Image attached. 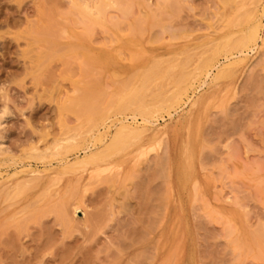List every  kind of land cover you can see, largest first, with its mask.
Instances as JSON below:
<instances>
[{"label": "rangeland", "instance_id": "374dc122", "mask_svg": "<svg viewBox=\"0 0 264 264\" xmlns=\"http://www.w3.org/2000/svg\"><path fill=\"white\" fill-rule=\"evenodd\" d=\"M117 1L0 0V264H264V0Z\"/></svg>", "mask_w": 264, "mask_h": 264}, {"label": "bare ground", "instance_id": "6f19581e", "mask_svg": "<svg viewBox=\"0 0 264 264\" xmlns=\"http://www.w3.org/2000/svg\"><path fill=\"white\" fill-rule=\"evenodd\" d=\"M116 1V2H115ZM159 2H160V0H158ZM165 1H167V0H165ZM170 1V0H169ZM227 1V0H226ZM118 1L117 0H100V2H98L97 3V5H96V13L92 10V8L90 7V5L89 4H74V6H72L73 8H74V13H78L79 15H81L82 17H83V19H84V23H85V21L86 22H88L89 24H88V26H90L91 24H94V23H98L99 24V22H100V25H102L103 23L101 22L102 20H103V18L105 17V12L107 11L106 9H107V7L108 6H110V5H114L115 3H117ZM173 2V1H172ZM225 2V1H224ZM171 3V2H170ZM169 3V5H171ZM173 3H175V1L173 2ZM264 3V2H263ZM160 4H163V3H161L160 2ZM226 4V3H225ZM131 5V4H130ZM115 6V5H114ZM113 6V7H114ZM117 6H118V4H117ZM164 6V5H163ZM116 7V6H115ZM159 7L160 6H158V9H159ZM171 8H172V6H170ZM244 7V6H243ZM264 7V6H263ZM127 8V7H126ZM128 8H130L129 6H128ZM123 9V8H122ZM121 9V10H122ZM125 9V8H124ZM123 9V10H124ZM148 9V8H147ZM157 9V10H158ZM160 9H161V7H160ZM120 10V9H119ZM156 10V9H155ZM156 10V11H157ZM125 11L126 12H128L126 9H125ZM149 11V10H148ZM161 12L163 11V10H160ZM167 11V10H166ZM158 12V11H157ZM263 13H261L260 15L262 16V17H264V11H262ZM259 13V12H258ZM68 14V13H67ZM127 14V13H126ZM153 14V13H152ZM70 15V14H69ZM155 15V14H154ZM258 15V14H257ZM67 16V15H66ZM144 16L148 19V17L144 14ZM140 17V16H139ZM139 17H137V18H139ZM145 18V21L147 20ZM152 18V17H151ZM156 18V17H155ZM153 19H154V16H153ZM153 19H151V20H153ZM248 19V20H247ZM247 19H245L246 21H247V24H246V26L244 27V29H243V31H244V34H242L241 33V35H243V37H241V39L240 40H238V42H237V45H238V47H240V49L242 48V49H244L243 47H245L246 49L248 48V46H252V45H256V43H257V40L261 37V35H260V31H261V21L262 20H260V18L259 17H257V16H251V15H247ZM155 20V19H154ZM237 20V19H236ZM83 21V20H82ZM141 21V20H140ZM244 21V20H243ZM138 22H139V20H138ZM138 22H137V24H138ZM147 22H148V20H147ZM52 23H54V22H52ZM51 23V24H52ZM84 23H83V25H84ZM102 23V24H101ZM117 23V22H116ZM135 23H136V20H135ZM50 24V25H51ZM87 24V23H86ZM97 24V25H98ZM145 24V23H144ZM49 25V26H50ZM107 25V24H106ZM105 25V26H106ZM143 25V24H142ZM109 26V25H108ZM135 26H136V24H135ZM52 27V26H51ZM85 27V26H84ZM92 27H94V26H92ZM104 27V26H103ZM112 27V26H111ZM48 28V27H47ZM42 29V28H41ZM50 29V28H49ZM55 29V28H54ZM38 30V29H37ZM44 30V29H43ZM57 30V29H56ZM89 31H90V27H89V29H88ZM132 30H133V28H132ZM88 32V31H87ZM140 33V31H138V29H137V33ZM115 33V32H114ZM39 34V33H38ZM51 34V33H50ZM52 34H53V32H52ZM116 34V33H115ZM54 35H55V32H54ZM118 35V34H117ZM54 37V36H53ZM262 38V37H261ZM139 40V39H138ZM73 41V40H72ZM77 42V41H76ZM76 42H74V45H75V43ZM234 42V41H233ZM70 43V42H69ZM229 43V42H228ZM227 43V44H228ZM48 44V43H47ZM50 44V46H51V43H49ZM48 44V45H49ZM78 44V43H77ZM143 44V43H142ZM230 44V43H229ZM234 44V43H233ZM69 45V44H68ZM133 45H135V44H133ZM234 45H236V43L234 44ZM52 46H53V44H52ZM139 46V45H138ZM188 46V45H187ZM254 46H252V48L254 47ZM73 47V46H72ZM79 48H81L80 46H78ZM140 47V46H139ZM166 47V46H165ZM256 47V46H255ZM70 48V47H69ZM75 48H76V45H75ZM145 48V47H144ZM82 49V48H81ZM239 49V50H240ZM241 49V50H242ZM251 49V48H250ZM147 50V49H146ZM254 50V49H253ZM148 51V50H147ZM153 51V50H152ZM252 51V50H251ZM77 52V51H76ZM240 52H242V51H239V54H241L242 55V53H240ZM70 53V52H69ZM163 53V52H162ZM245 53H247V51L245 52ZM244 54V53H243ZM89 55V54H88ZM152 55V54H151ZM154 55V54H153ZM152 55V56H153ZM95 56V55H94ZM157 56V55H156ZM155 56V57H156ZM234 56V55H233ZM240 56V55H239ZM232 57V56H231ZM224 58H226V56L224 57ZM244 56H243V60H244ZM94 59V58H93ZM152 59V58H151ZM150 59V60H151ZM241 59V60H242ZM90 60V59H89ZM240 60V59H239ZM240 60V61H241ZM178 61V60H177ZM208 62V61H207ZM209 64H210V62H208V63H206V65H205V67H209ZM240 64V63H239ZM218 65V64H217ZM228 65V64H227ZM226 65V66H227ZM204 66V65H203ZM225 66V65H224ZM205 67H203V69L205 68ZM215 67H216V65H215ZM220 68V67H219ZM228 68H226V70H227ZM201 70H202V68H201ZM107 71V70H106ZM207 71V70H206ZM212 71V70H211ZM224 71V70H223ZM225 72V71H224ZM229 72V71H228ZM231 72V71H230ZM223 74V73H222ZM219 75V74H218ZM222 76V75H221ZM224 76V75H223ZM212 77V76H211ZM225 78V77H224ZM225 81V80H224ZM200 82V81H199ZM203 83V82H202ZM204 83H206L205 81H204ZM204 83H203V85H204ZM195 90V89H194ZM85 91V90H84ZM83 91V92H84ZM80 95V94H79ZM90 96V95H89ZM88 96V97H89ZM135 97H136V95H134ZM87 97V96H86ZM88 97H87V99H88ZM130 97H132L131 95H130ZM140 97H141V95H140ZM138 98V97H137ZM176 98V97H175ZM181 97H179V99H180ZM87 99H86V101H87ZM131 99V98H130ZM179 99H177V100H179ZM73 100H75L74 102H76L77 100H81V96H80V98L79 99H73ZM158 100V99H157ZM85 101V103H87ZM131 101H132V99H131ZM130 101V102H131ZM187 101H188V98H187ZM186 101V102H187ZM118 102V101H117ZM116 102V103H117ZM185 102V103H186ZM73 103V102H72ZM85 103H81V104H85ZM127 104H128V102H126ZM160 103V102H159ZM159 103H157V104H159ZM133 104V103H132ZM136 104V103H135ZM143 104V103H142ZM196 103H194V105H195ZM88 105V104H87ZM121 105V104H120ZM134 105V104H133ZM132 105V106H133ZM160 105V104H159ZM181 105V104H180ZM193 105V104H192ZM73 106V104H71V106H64L63 108L64 109H71L72 111H73V109L72 108H70V107H72ZM135 106V105H134ZM145 106V105H144ZM143 106V107H144ZM196 106V105H195ZM83 107H85V106H83ZM88 107H89V105H88ZM87 107V108H88ZM114 107V106H113ZM117 107V106H116ZM135 107H137V106H135ZM140 107V106H139ZM87 108H83V109H87ZM95 108H97V107H94L93 109H95ZM129 108V107H128ZM90 109V108H89ZM123 109H124V107H123ZM141 109H143V108H141ZM140 109V110H141ZM147 109V108H146ZM179 109V108H178ZM71 110H69V111H71ZM126 110V109H125ZM128 110V109H127ZM139 110V109H138ZM120 111V110H119ZM175 111V110H174ZM192 111V110H191ZM85 112V110L82 112V114ZM125 112V111H124ZM197 112V111H196ZM4 113V114H3ZM5 113L6 112H3V111H1L0 112V126L1 125H3V120H4V118H5ZM120 113V112H119ZM135 113V112H134ZM136 113H138V112H136ZM131 115V114H130ZM140 115H142V113H140ZM145 116V115H144ZM160 116V115H159ZM132 117L134 118V119H136V117H134V115H132ZM138 117V116H137ZM148 119V118H147ZM146 119V121H148ZM155 119H156V117H155ZM126 120H127V118H126ZM137 120V119H136ZM142 121V120H141ZM145 121V120H144ZM143 121V122H144ZM145 121V122H146ZM151 121V120H150ZM120 122V121H119ZM122 122V121H121ZM144 122V123H145ZM117 123V122H116ZM144 123H143V125H144ZM147 123V122H146ZM149 123V122H148ZM122 124V123H121ZM154 124V123H153ZM116 125V124H115ZM147 125V124H146ZM123 126V125H122ZM109 127V125L107 126V128ZM134 127V126H133ZM141 127V126H140ZM131 128V127H130ZM130 128L129 127H122V128H120L115 134H114V136H113V138H112V140H111V142L109 143V145L108 146H106L105 148H103L102 150L100 149V148H98L99 150H101V151H96V152H91V153H89V154H87L86 153V155L83 157V158H80V159H78V160H76L75 161V164H77V166H78V164L79 165H81V169H83V168H87V167H90V166H92L93 167V169L94 170H99V171H103V170H105L104 168L101 170V168L102 167H104L105 165H107V164H110V163H112V161H114L113 160V157L115 156V155H117V153L119 152H121L122 150H125V149H127L130 145H131V134H132V131L130 130ZM142 128V127H141ZM135 129V128H134ZM133 129V130H134ZM138 129H140V128H137L136 130H138ZM153 129V128H152ZM158 129V128H157ZM99 131V130H98ZM101 132V131H100ZM99 132V133H100ZM101 134V133H100ZM99 135V134H98ZM98 135H97V137H98ZM102 136V139L104 138V137H106L105 136V134L103 133V134H101ZM96 137V138H97ZM137 137V136H136ZM136 137L134 138V139H132V140H135L136 139ZM139 137H140V135H139ZM144 137V136H143ZM74 138H75V136H74ZM95 137H94V139H96ZM100 138V137H99ZM111 138V137H110ZM106 139V138H105ZM104 139V140H105ZM103 140V141H104ZM140 140H142V139H140ZM95 140H93V142L92 143H95L94 142ZM102 140L100 139L99 140V142L98 143H100ZM102 141V142H103ZM101 142V143H102ZM91 143V142H90ZM96 143H97V141H96ZM95 143V144H96ZM82 145H83V143H81ZM84 144H85V142H84ZM79 145V144H78ZM78 145H77V147H78ZM82 145H81V147H82ZM84 146V145H83ZM86 146V145H85ZM84 146V147H85ZM91 146L93 147V145L91 144ZM97 146V145H96ZM104 146V145H103ZM88 147V149H89V146H87ZM84 149V148H83ZM87 149V148H86ZM87 149V150H88ZM92 150H93V148H92ZM2 151H4V149L2 150ZM85 151V150H84ZM91 151V150H90ZM95 151V150H94ZM58 158V157H57ZM62 158V157H61ZM61 158H60V160H61ZM61 164V163H60ZM72 164V163H71ZM70 164V165H71ZM74 164V163H73ZM74 164V165H75ZM69 165V166H70ZM66 166V165H65ZM64 166V167H65ZM68 166V167H69ZM68 167H66L67 169H68ZM75 167V166H74ZM79 167V166H78ZM108 167V166H107ZM77 169V167L74 169V170H76ZM79 169V168H78ZM78 169L76 170V171H78ZM73 171V170H72ZM185 171H187V170H185ZM33 172V171H32ZM83 172V171H82ZM183 173V172H182ZM69 175H70V173H69ZM46 178H47V176H46ZM182 180V179H181ZM185 180V179H184ZM181 182H183V181H181ZM54 192V191H53ZM69 194H70V191H69V193H68V196H69ZM49 195H50V193H49ZM48 195V196H49ZM47 196V197H48ZM1 198H3V197H1ZM70 198V197H69ZM64 200H66V198L64 199ZM72 201V200H71ZM70 202V201H69ZM73 202V201H72ZM66 203V206H67V202H65ZM71 203V202H70ZM63 205H64V202L62 203ZM61 203L59 204V206H58V208H61L60 210H58V211H61L60 212V214L61 215H63V216H61V217H64V218H62V219H64L65 220V218L67 217V219H69V217L71 218V214L73 213V215H77L78 213H83V208H82V206L81 205H79V204H73L72 205V210H71V214L69 215V217H68V214L66 215V213L67 212H70L69 211V209H68V207L70 206V204H69V206L67 207V209L68 210H65L66 208H63L64 206L62 205ZM63 207H62V206ZM61 206V207H60ZM65 212V213H64ZM59 214V213H58ZM59 214V215H60ZM66 216V217H65ZM60 217V218H61ZM73 217V216H72ZM66 219V220H67Z\"/></svg>", "mask_w": 264, "mask_h": 264}]
</instances>
